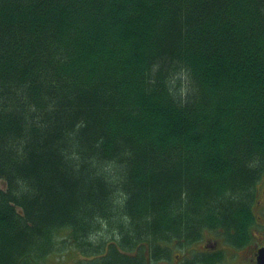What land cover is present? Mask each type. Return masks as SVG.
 <instances>
[{
    "label": "trees",
    "instance_id": "16d2710c",
    "mask_svg": "<svg viewBox=\"0 0 264 264\" xmlns=\"http://www.w3.org/2000/svg\"><path fill=\"white\" fill-rule=\"evenodd\" d=\"M262 176L264 0H0V264L155 262Z\"/></svg>",
    "mask_w": 264,
    "mask_h": 264
},
{
    "label": "flooded vegetation",
    "instance_id": "af4514ba",
    "mask_svg": "<svg viewBox=\"0 0 264 264\" xmlns=\"http://www.w3.org/2000/svg\"><path fill=\"white\" fill-rule=\"evenodd\" d=\"M261 188V190H260ZM251 211L253 218L240 226H213L203 228L197 239L167 241L159 250L163 258L147 264H264V191L256 185ZM262 256L258 259L259 254Z\"/></svg>",
    "mask_w": 264,
    "mask_h": 264
},
{
    "label": "rangeland",
    "instance_id": "374dc122",
    "mask_svg": "<svg viewBox=\"0 0 264 264\" xmlns=\"http://www.w3.org/2000/svg\"><path fill=\"white\" fill-rule=\"evenodd\" d=\"M180 77L183 78L182 74ZM257 185L262 186V190L264 191V176L257 182ZM5 182L0 179V187L4 188ZM261 190V188H260ZM58 236V241L54 243L57 248L54 252L50 253V255L46 256L44 260H42L41 264H86L89 257L80 253V251L74 246L70 245L68 241H62L65 238L64 232Z\"/></svg>",
    "mask_w": 264,
    "mask_h": 264
},
{
    "label": "water",
    "instance_id": "95a60500",
    "mask_svg": "<svg viewBox=\"0 0 264 264\" xmlns=\"http://www.w3.org/2000/svg\"><path fill=\"white\" fill-rule=\"evenodd\" d=\"M261 256H262V253H260V254H259V256H258V259H259ZM259 261L261 262V260H260V259H259Z\"/></svg>",
    "mask_w": 264,
    "mask_h": 264
}]
</instances>
